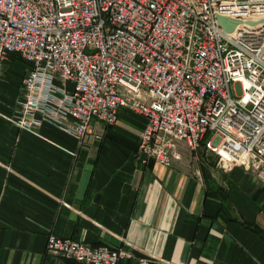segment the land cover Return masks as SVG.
<instances>
[{
  "label": "built area",
  "instance_id": "built-area-1",
  "mask_svg": "<svg viewBox=\"0 0 264 264\" xmlns=\"http://www.w3.org/2000/svg\"><path fill=\"white\" fill-rule=\"evenodd\" d=\"M217 16L241 23L229 33ZM11 56L27 69L19 128L48 121L100 141L98 125L127 107L146 118L148 159L171 168L181 147L205 143L218 165L264 184V0H0V81ZM47 252L81 264L130 256L56 235Z\"/></svg>",
  "mask_w": 264,
  "mask_h": 264
},
{
  "label": "crops",
  "instance_id": "crops-1",
  "mask_svg": "<svg viewBox=\"0 0 264 264\" xmlns=\"http://www.w3.org/2000/svg\"><path fill=\"white\" fill-rule=\"evenodd\" d=\"M26 70L11 56L0 81V264H81L48 253L50 235L124 249L118 264H264L252 172L221 167L205 143L171 168L148 159L146 118L127 107L100 141L48 121L21 129L1 114L19 115Z\"/></svg>",
  "mask_w": 264,
  "mask_h": 264
},
{
  "label": "water",
  "instance_id": "water-1",
  "mask_svg": "<svg viewBox=\"0 0 264 264\" xmlns=\"http://www.w3.org/2000/svg\"><path fill=\"white\" fill-rule=\"evenodd\" d=\"M218 23L223 27L226 32H233L238 24L241 23L239 20L230 19L228 17L217 16ZM254 24L253 22H249Z\"/></svg>",
  "mask_w": 264,
  "mask_h": 264
},
{
  "label": "rangeland",
  "instance_id": "rangeland-1",
  "mask_svg": "<svg viewBox=\"0 0 264 264\" xmlns=\"http://www.w3.org/2000/svg\"><path fill=\"white\" fill-rule=\"evenodd\" d=\"M235 97V96H234ZM2 115V117H4L6 120H8L9 122H10V119H14L16 116H9V115H4V114H1ZM12 123V122H11ZM18 127V126H17ZM41 128V127H40ZM39 128V129H40ZM39 129H37V130H39ZM148 262V261H147Z\"/></svg>",
  "mask_w": 264,
  "mask_h": 264
}]
</instances>
